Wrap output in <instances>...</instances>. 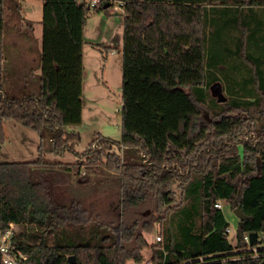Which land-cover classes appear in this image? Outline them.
I'll return each mask as SVG.
<instances>
[{"label": "trees", "instance_id": "trees-1", "mask_svg": "<svg viewBox=\"0 0 264 264\" xmlns=\"http://www.w3.org/2000/svg\"><path fill=\"white\" fill-rule=\"evenodd\" d=\"M43 1L37 91L23 84L9 94L0 0V144L7 141L5 121L13 119L47 137L50 152L85 159L51 167L40 147L36 160L0 163V233L17 227L13 243L29 255L25 264H70L72 255L74 264L140 262L154 222L161 233L154 264L264 263L244 239L264 231V0H120L122 137L97 134L82 153L75 148L80 133L65 127L82 122L87 13L108 11L114 0L94 9L79 0ZM227 29L234 43L227 63L246 74L226 90L227 76L208 73L224 63L208 45ZM216 83L223 102L212 93ZM83 166L116 173L99 186L120 196L122 215L146 203L158 214L142 228L101 221L86 197L88 178L73 179ZM218 200L247 215L236 244Z\"/></svg>", "mask_w": 264, "mask_h": 264}, {"label": "rangeland", "instance_id": "rangeland-1", "mask_svg": "<svg viewBox=\"0 0 264 264\" xmlns=\"http://www.w3.org/2000/svg\"><path fill=\"white\" fill-rule=\"evenodd\" d=\"M8 1L6 0V6ZM22 1L24 4L27 3V0ZM31 1L34 3V8L33 13L27 15L29 19L24 17V13H21L22 17L15 16L10 7L7 9L9 10L8 18L5 15L4 65L7 71L4 74V87L9 94L23 84H27L34 92L37 91V77L41 70L43 2L42 0ZM123 33L124 16L120 0H114L108 11H88L83 44L82 122L65 127L68 132L80 133V141L75 144L79 153L89 146L97 134H103L115 140H120L122 137ZM228 34L227 29L221 36L209 37L210 44L208 45L209 52H212L214 59H222L224 62L218 67H210L212 69L208 73L216 72L227 76L222 80L226 90L232 86L242 85L244 79L236 76L244 78L246 74V70L240 69L238 72L237 67H232L227 63L229 59H232L230 55L233 50L227 51L234 44L233 41H228ZM261 41L260 46L264 48V38H261ZM237 59L239 58L235 56V61ZM204 111L209 114L206 109ZM5 129L7 141L0 144V163L33 161L41 153L43 160L50 166L58 162L73 163L85 159L71 151H66L64 154L50 152L47 137L13 119L5 121ZM40 147H42L41 153ZM240 149L243 152L242 146ZM116 151L121 152L117 149ZM54 168L57 167L54 166ZM115 175L116 173L101 166H95L93 169L83 166L80 175L73 179L80 180L82 176L88 178V183L85 185L87 186L86 197L93 202V213L98 214L101 221L110 222L114 226L120 223L132 225L137 222V227L142 228L143 223L152 220L151 216L158 214V211L154 205L146 203L129 209L122 215L120 196L114 194L111 188L107 191V185L99 186L113 179ZM234 210L231 203L223 201V211L232 229L229 239L231 243L236 244L239 217ZM197 224L200 225V220ZM160 234V223L154 222L153 232L144 234L148 246L141 251L142 260L135 262L131 259L127 261V264H154L155 250L158 247L157 237Z\"/></svg>", "mask_w": 264, "mask_h": 264}, {"label": "built area", "instance_id": "built-area-1", "mask_svg": "<svg viewBox=\"0 0 264 264\" xmlns=\"http://www.w3.org/2000/svg\"><path fill=\"white\" fill-rule=\"evenodd\" d=\"M79 1L84 3L90 9L99 7L102 4V0ZM215 206L217 208L223 209V201H216ZM14 229L15 225L11 224L10 227L4 233H0V252L2 254V261L4 264H25L29 258V255L24 253L22 250L18 249L17 246L13 243ZM231 231L232 229L230 228V226H228L226 229V233L230 235ZM157 239H161L160 235H158ZM244 239L248 243V250L253 251V257H260L262 255L264 256V231L257 232V243L254 246L250 245L249 233L245 234ZM200 261L201 263L199 264H202L204 263L205 259L200 258Z\"/></svg>", "mask_w": 264, "mask_h": 264}, {"label": "water", "instance_id": "water-1", "mask_svg": "<svg viewBox=\"0 0 264 264\" xmlns=\"http://www.w3.org/2000/svg\"><path fill=\"white\" fill-rule=\"evenodd\" d=\"M109 5V4H107ZM212 93L214 96L218 97V100L223 102L227 99L226 95L224 94L223 88L221 83H216L212 87ZM235 213L239 217V224L242 225L244 220L247 218V215L242 211L241 207L235 208ZM250 236V245L254 246L257 243V232L251 231L249 233ZM70 264H74L77 262L76 257L74 255L70 256ZM261 264H264L263 262Z\"/></svg>", "mask_w": 264, "mask_h": 264}, {"label": "crops", "instance_id": "crops-1", "mask_svg": "<svg viewBox=\"0 0 264 264\" xmlns=\"http://www.w3.org/2000/svg\"><path fill=\"white\" fill-rule=\"evenodd\" d=\"M14 1L15 0H9L8 2H7V6H6V17H7V13L9 12V10L7 11V9H8V7H10V8H12L13 9V13L12 14H15V16H17V17H20L21 16V13H24V17L26 18V19H29V17L27 16L28 14H32L33 12H32V10H33V8H34V3H33V1H31V0H27V3L26 4H24L23 3V1L22 0H16L18 3H17V5H15V3H14ZM12 2L14 3V4H12ZM41 2H43V4H44V1L42 0ZM121 2V1H120ZM16 6H18L17 8H16ZM122 8H123V6H122ZM15 10H16V12H15ZM15 12V13H14ZM123 12H124V8H123ZM22 17V16H21ZM8 18V17H7ZM10 19H12L11 17H10ZM42 19V18H41ZM18 20H20V19H18ZM18 20H16V21H18ZM43 32V31H42Z\"/></svg>", "mask_w": 264, "mask_h": 264}]
</instances>
